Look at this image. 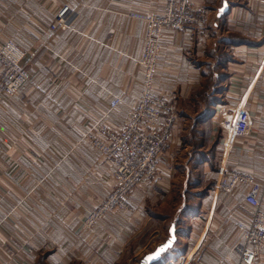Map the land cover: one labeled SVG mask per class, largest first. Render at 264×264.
Masks as SVG:
<instances>
[{"label":"crops","instance_id":"0c3cea01","mask_svg":"<svg viewBox=\"0 0 264 264\" xmlns=\"http://www.w3.org/2000/svg\"><path fill=\"white\" fill-rule=\"evenodd\" d=\"M223 1L227 10L218 15ZM192 2L198 22L167 28L160 40L153 92L173 103L176 118L156 176L130 190L129 209L106 214L91 231L82 220L115 182L113 163L86 127L102 120L121 129L136 107L146 24L128 13L160 14L166 0H0V43L11 39L26 51L30 72L0 101V264L41 257L44 264H137L172 222L177 239L158 264L179 256L185 264H237L236 221L249 186L227 192L216 184L229 170L264 183V0ZM113 95L122 101L109 109ZM240 109L253 127L236 136ZM206 111L211 140L220 138L213 158L193 168L190 133ZM188 201L197 213L185 214ZM254 264H264V250Z\"/></svg>","mask_w":264,"mask_h":264},{"label":"built area","instance_id":"2783aa9c","mask_svg":"<svg viewBox=\"0 0 264 264\" xmlns=\"http://www.w3.org/2000/svg\"><path fill=\"white\" fill-rule=\"evenodd\" d=\"M69 11L68 5L62 6L57 18L62 23ZM199 9L192 0H166L162 13L130 11L128 16L146 24L145 41L141 57L137 62L142 67L141 92L139 101L121 129H113L102 120H97L86 127L91 143L114 165L112 176L115 185L96 208L82 220L85 228L94 231L95 223L106 214L116 210H127V195L130 190L143 181H151L156 176L159 157L163 145L171 136V129L176 118L172 102L161 94L153 92L155 75L161 50L160 40L167 28L182 29L199 20ZM26 51L13 40L0 43V101L5 96L15 94L30 78L25 65ZM119 95H113L109 109L121 103ZM253 127L250 115L240 109L232 125L234 135L248 133ZM2 143L0 141V149ZM248 185L243 201L247 210L236 221L241 234L238 246L237 264H254L264 250V210L262 197L264 183L255 181L251 175L237 170L223 173L216 187L227 192L235 191L239 186ZM184 256L176 261L163 264H185ZM162 264V263H161Z\"/></svg>","mask_w":264,"mask_h":264},{"label":"trees","instance_id":"16d2710c","mask_svg":"<svg viewBox=\"0 0 264 264\" xmlns=\"http://www.w3.org/2000/svg\"><path fill=\"white\" fill-rule=\"evenodd\" d=\"M223 76L225 77V75L223 74ZM222 90V88H220ZM219 89V90H220ZM200 119V120H199ZM210 119H211V113H209L208 111L204 112V114L200 115V117L198 118V120L201 122V129H197L195 125H193L192 131L190 133V144L193 147V150L195 151L193 153V156H195L196 158H198L194 165L193 168H200L201 169V164H203L205 161H207V158H213L215 151L217 150V145L219 142V138H220V134L216 133L214 138L211 140L210 138V134H211V123H210ZM197 122V120H196ZM212 161V160H211ZM192 177V176H191ZM213 181H209L208 185H212ZM200 184L199 179H197V176H194V178L192 177L190 180L189 185L193 186L194 188H196L197 185ZM190 189V187L188 188ZM193 190L187 191V197L191 196L193 197L194 193L192 192ZM184 208V212L186 214L187 213H197L198 212V205L193 203V202H189L183 207ZM139 261V260H138ZM137 261V262H138ZM37 264H44L43 258H39ZM160 263V260H158L155 264Z\"/></svg>","mask_w":264,"mask_h":264},{"label":"water","instance_id":"95a60500","mask_svg":"<svg viewBox=\"0 0 264 264\" xmlns=\"http://www.w3.org/2000/svg\"><path fill=\"white\" fill-rule=\"evenodd\" d=\"M223 7V12L227 10L228 4L227 1H223L222 6L219 8L218 15H221L223 12L220 9ZM177 239L176 235V225L172 222L168 229V237L158 243L153 250L145 253L137 262V264H155L158 260H161L163 254H165L170 248L173 247Z\"/></svg>","mask_w":264,"mask_h":264},{"label":"snow or ice","instance_id":"6c2138e0","mask_svg":"<svg viewBox=\"0 0 264 264\" xmlns=\"http://www.w3.org/2000/svg\"><path fill=\"white\" fill-rule=\"evenodd\" d=\"M223 10H224V9H223V7H222V8L220 9V11L223 12Z\"/></svg>","mask_w":264,"mask_h":264},{"label":"rangeland","instance_id":"374dc122","mask_svg":"<svg viewBox=\"0 0 264 264\" xmlns=\"http://www.w3.org/2000/svg\"><path fill=\"white\" fill-rule=\"evenodd\" d=\"M170 249H172V248H170ZM170 249H169V250H170Z\"/></svg>","mask_w":264,"mask_h":264},{"label":"bare ground","instance_id":"6f19581e","mask_svg":"<svg viewBox=\"0 0 264 264\" xmlns=\"http://www.w3.org/2000/svg\"><path fill=\"white\" fill-rule=\"evenodd\" d=\"M244 173V172H243ZM247 174V173H246Z\"/></svg>","mask_w":264,"mask_h":264}]
</instances>
